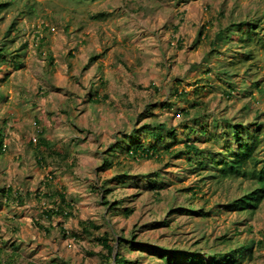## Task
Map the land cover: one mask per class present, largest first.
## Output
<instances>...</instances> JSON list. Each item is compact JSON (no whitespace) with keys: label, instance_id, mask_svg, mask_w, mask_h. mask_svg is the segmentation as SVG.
Here are the masks:
<instances>
[{"label":"rangeland","instance_id":"rangeland-1","mask_svg":"<svg viewBox=\"0 0 264 264\" xmlns=\"http://www.w3.org/2000/svg\"><path fill=\"white\" fill-rule=\"evenodd\" d=\"M1 4L10 5L0 8V129L7 146L0 154V264H113L118 242L110 263L96 241L106 234L140 244L123 253L135 264H165L157 253L164 249L198 252L210 262L208 250L225 249L226 241L253 242L241 264H264V200L247 212L231 208L255 182L199 169L185 147L192 138L201 150L225 152L229 123L252 132L260 125L264 160V0ZM147 124L174 128L176 138L139 132ZM202 128L207 135L198 137ZM40 130L63 150L64 163H37ZM135 131L131 142L155 145L159 157L130 158L120 149L107 155ZM152 181L163 187L154 191ZM104 183L130 216L103 204L94 187ZM59 192L73 216L49 219L43 212L55 207ZM188 204L198 213L185 212ZM82 221L98 230L84 234Z\"/></svg>","mask_w":264,"mask_h":264},{"label":"trees","instance_id":"trees-1","mask_svg":"<svg viewBox=\"0 0 264 264\" xmlns=\"http://www.w3.org/2000/svg\"><path fill=\"white\" fill-rule=\"evenodd\" d=\"M8 5L10 4H1L0 8H5ZM251 29L254 30L252 27ZM253 33L254 32H251V34L248 36L249 43H252L254 40L255 35ZM1 51L4 50L0 49V52ZM181 95V98L187 97L188 93L182 92ZM104 99L106 100L107 98L104 97ZM96 101L97 103H100L101 100ZM168 106L171 107L170 104ZM181 112L186 116H190L191 114L189 110H182ZM189 130L195 132V130L191 127H189ZM1 131L2 130L0 129V154L3 155L7 151V146L3 144L4 134H2ZM139 132H145L149 136L155 138L157 141L163 140L165 138H176L175 129H167L165 124H147L143 126ZM165 132L167 133L166 135ZM257 132L258 134L262 132L260 131V125L257 127V130L252 132V128H248L243 124L229 123L227 126V132L225 131V134H227V138L224 140L225 147L227 148L225 152L214 153L213 151L206 152L201 150L198 145L194 143L192 138L188 139L189 143H187L185 146L189 161L192 165L196 164L199 169H216L219 171L220 177L222 178H248L255 182V190L235 200V202L231 205L232 209L235 208L236 210L242 212L257 209L259 204L264 200V160L260 159L258 156L260 153L259 147L263 139L257 134ZM137 133L138 132L135 131L125 138L118 139L116 144L111 146L107 152V155L111 156V153H113L114 150L120 149L121 151L124 150L127 156L130 158L153 159L155 156H158L159 151L155 145L131 142L134 141ZM196 134H198V137L199 135L206 136L207 131L206 129L202 128L199 133L196 131ZM221 140V138H217L215 140L213 139V141L216 143H220ZM33 143L35 142L33 141ZM166 149L168 152H170V147H167ZM34 150L36 153L37 163L40 166L47 164L48 158L52 159L56 163L58 162L59 164H62L61 162L63 161L64 163L67 157L63 150L58 149L57 146L52 144L51 141L45 136L44 131L41 130L38 131V140L35 144ZM215 154L218 156H215ZM192 155L195 156L194 160H191ZM108 165L111 166V162H109V160L105 157L104 166ZM123 177L127 179V177L131 176L124 174ZM105 183L98 188L94 187L95 190L101 191L103 204L107 207V209L113 208L122 210L125 212L127 217L130 216L133 213L132 209L120 208V205L122 204L121 202L119 203L116 198L114 199V202L109 199V197L114 195V190L105 188ZM123 186L124 185H122V187ZM150 187L154 191H158L163 186H158L156 181H152ZM3 193H5L4 197H11L10 190L8 192L4 191ZM55 200V207L43 212L47 218L50 219L54 215H59L62 218L67 219L73 216L74 207L73 205L66 202L64 194L59 192L58 197L55 198ZM195 209L196 208L192 204H188V207L184 208V211L191 214H196L198 212ZM80 225L82 232L86 235H93L94 230H98V227L92 223L89 224L82 221L80 222ZM96 241L103 247L104 251H106L107 255L103 256L102 258L106 259L108 262H113L115 243L118 242L119 251L114 258L113 264H135V262L128 261L123 253L129 248L137 249L140 244L137 246L134 241H130L129 244H126L123 238L115 240L111 238L109 234L101 236L100 238H96ZM225 243L226 244H223L224 247H226L225 249L210 248V250H208L209 252L207 253V257L210 258V262H207L206 257H204L203 254H199L198 252L187 251V253L180 254L179 251L170 253L169 250L164 249L163 252L157 253L165 264H241L243 261L250 259L252 256L253 242L250 245L245 244L240 245L239 247L228 244V241ZM141 245L145 248L144 244ZM146 249L152 251L151 246Z\"/></svg>","mask_w":264,"mask_h":264}]
</instances>
